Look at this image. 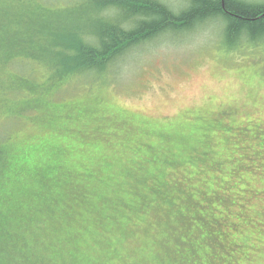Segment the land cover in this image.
Masks as SVG:
<instances>
[{
  "label": "rangeland",
  "instance_id": "obj_1",
  "mask_svg": "<svg viewBox=\"0 0 264 264\" xmlns=\"http://www.w3.org/2000/svg\"><path fill=\"white\" fill-rule=\"evenodd\" d=\"M95 1L58 0L55 11L89 25ZM27 3L38 18L49 12L6 0L0 20ZM113 12L100 16L123 22ZM222 27L166 32L102 73L63 80L46 65L15 66L27 90L0 100V135L24 181L9 170L3 192L29 208L11 229L36 264H264V44L230 47ZM55 164L71 185L49 216L26 170Z\"/></svg>",
  "mask_w": 264,
  "mask_h": 264
},
{
  "label": "trees",
  "instance_id": "obj_2",
  "mask_svg": "<svg viewBox=\"0 0 264 264\" xmlns=\"http://www.w3.org/2000/svg\"><path fill=\"white\" fill-rule=\"evenodd\" d=\"M5 1L0 0V5ZM41 1L50 5L47 8L49 12L45 11L47 14H44L43 18H38L32 4L27 3L31 9L9 7L11 11L5 10L0 20V76L4 78L0 82V100L8 98L10 94L21 98L27 90L24 85L19 84L20 72L15 68L18 63L46 65L63 80L90 72L102 73L113 67L112 65L122 58L121 55L142 42L155 39L166 32L192 29L208 19H217L223 24L222 36L230 47L246 42L264 44V1L257 3L247 0H191V5L186 10L175 13L168 5L158 0H96L95 4L100 9L92 4L93 17L91 16L89 25H80L83 20L73 21L74 18H69L70 13L66 8L55 11L61 7L55 6L58 0ZM31 10L32 12H29ZM107 10H113L115 15L120 12L123 22L111 17L103 18L105 14L100 16ZM18 11L25 14L15 19ZM11 13H14L13 18L7 16ZM66 14L68 16H65ZM65 19L68 21L65 22ZM128 21L131 26L126 25ZM43 107L46 108L45 105ZM19 111L23 113L21 109ZM1 134L0 264H7L6 258L19 260L18 264H36L24 246H20L19 241L23 236L11 229L16 215L21 214L23 210L28 211L29 208L24 206V202H14V194L10 191L4 196L3 181L8 172L12 171L19 183L24 179L21 173L23 170H14V164L9 160L12 157L9 156L10 149L5 141L6 134ZM61 167L57 164L47 168L38 166L28 168L27 175L25 174L32 179L30 184L34 185L28 188L34 192V196L50 202L45 207L49 216L56 212L54 204L56 205L60 198L58 194L63 195L65 186L71 185L70 178L67 179L70 171L60 170ZM21 185L23 186L15 190L17 197L20 196L16 192H26L24 184ZM4 201L6 209H2L1 204ZM36 215L31 211L26 218L34 222L37 220Z\"/></svg>",
  "mask_w": 264,
  "mask_h": 264
},
{
  "label": "bare ground",
  "instance_id": "obj_3",
  "mask_svg": "<svg viewBox=\"0 0 264 264\" xmlns=\"http://www.w3.org/2000/svg\"><path fill=\"white\" fill-rule=\"evenodd\" d=\"M184 10V9H183ZM186 10V9H185ZM112 11V10H111ZM172 11H177L176 9H173ZM181 12H182V10H181ZM175 13H180V12H175ZM103 18H108V17H106V16H103ZM221 29H223V27L221 28ZM134 48V47H133ZM129 50V49H128ZM122 57V55L120 56V58Z\"/></svg>",
  "mask_w": 264,
  "mask_h": 264
}]
</instances>
